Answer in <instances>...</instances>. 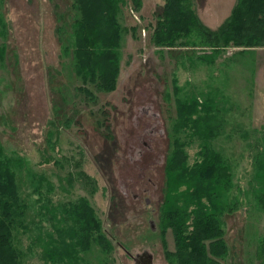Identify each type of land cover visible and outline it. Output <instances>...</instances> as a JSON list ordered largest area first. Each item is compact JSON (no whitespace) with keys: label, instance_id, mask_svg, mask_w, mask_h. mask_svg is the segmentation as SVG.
I'll use <instances>...</instances> for the list:
<instances>
[{"label":"rangeland","instance_id":"rangeland-1","mask_svg":"<svg viewBox=\"0 0 264 264\" xmlns=\"http://www.w3.org/2000/svg\"><path fill=\"white\" fill-rule=\"evenodd\" d=\"M163 6L118 2V39L97 48L109 51L114 83L107 89L80 70L73 0H0V158L15 160L26 205L11 223L21 264H135L131 255L144 251L153 264H173L177 237L163 208L165 162L176 140L187 165L205 168L218 154L231 174L228 199L236 207L214 212L228 248L219 262L257 264L264 46L214 50L196 32L156 42ZM192 9L211 29L205 8ZM182 111L192 116L186 127ZM83 202L100 227L86 237ZM192 221L193 213L187 231Z\"/></svg>","mask_w":264,"mask_h":264},{"label":"trees","instance_id":"trees-1","mask_svg":"<svg viewBox=\"0 0 264 264\" xmlns=\"http://www.w3.org/2000/svg\"><path fill=\"white\" fill-rule=\"evenodd\" d=\"M119 1L73 0L79 11L73 33L74 52L80 63V70L86 68L91 78L102 80L101 83L107 89L114 83V74L108 61L109 51L99 53L97 48L100 43L106 47L118 39L116 15ZM161 13L156 25V42L168 40L171 43L178 36L196 32L200 42L214 50L226 46H264V0H236L229 17L216 29L204 27L192 9L191 0H164ZM178 115L181 127H186L189 121H193L191 113L182 111ZM199 122H196V127ZM15 171L14 159L0 158V264H21L13 243L11 223L13 219H20L26 205L20 199L15 184ZM165 174V197L168 203L163 208L167 222L165 227L170 226L174 230L179 251L177 260H174L176 253H171L172 263L221 264L218 259L228 254V248L223 238L224 230L217 222L219 217L215 215L225 211L227 204V211L236 207L235 199H228L233 184L227 167L221 164L218 154H215L213 162L205 168H201L200 163L187 165V154L182 143L176 140L165 162ZM37 185L40 187L39 181ZM181 186L185 189L181 190ZM203 197H206L205 202L213 210L202 203ZM258 202L264 209V186ZM191 205L194 208L188 212L187 208ZM82 207L79 213L83 219V232L86 237L99 231L100 227L92 208L86 202L82 203ZM191 213L194 214L193 228L187 231V221ZM255 257L257 264H264V237L258 242Z\"/></svg>","mask_w":264,"mask_h":264},{"label":"crops","instance_id":"crops-1","mask_svg":"<svg viewBox=\"0 0 264 264\" xmlns=\"http://www.w3.org/2000/svg\"><path fill=\"white\" fill-rule=\"evenodd\" d=\"M192 7H204V20L211 29L220 26L230 15L236 0H191ZM208 1V3H207ZM207 6V8H206Z\"/></svg>","mask_w":264,"mask_h":264},{"label":"flooded vegetation","instance_id":"flooded-vegetation-1","mask_svg":"<svg viewBox=\"0 0 264 264\" xmlns=\"http://www.w3.org/2000/svg\"><path fill=\"white\" fill-rule=\"evenodd\" d=\"M146 251H144L143 253H145ZM147 254H143L141 256L138 257H134V262L135 264H153V259L152 256H150L148 252H146Z\"/></svg>","mask_w":264,"mask_h":264},{"label":"bare ground","instance_id":"bare-ground-1","mask_svg":"<svg viewBox=\"0 0 264 264\" xmlns=\"http://www.w3.org/2000/svg\"><path fill=\"white\" fill-rule=\"evenodd\" d=\"M143 254H145V253H142L141 255H143ZM141 255H140V256H141ZM136 256H137V255H131L132 258H134V257H136ZM150 256H151V254H150ZM137 257H138V256H137Z\"/></svg>","mask_w":264,"mask_h":264},{"label":"water","instance_id":"water-1","mask_svg":"<svg viewBox=\"0 0 264 264\" xmlns=\"http://www.w3.org/2000/svg\"><path fill=\"white\" fill-rule=\"evenodd\" d=\"M145 254H147V253L145 252ZM140 255H141V254H137V256H140ZM149 255H150V254H149ZM137 256H136V257H137Z\"/></svg>","mask_w":264,"mask_h":264}]
</instances>
